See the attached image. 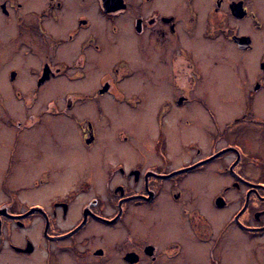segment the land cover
Here are the masks:
<instances>
[{"label":"flooded vegetation","instance_id":"flooded-vegetation-1","mask_svg":"<svg viewBox=\"0 0 264 264\" xmlns=\"http://www.w3.org/2000/svg\"><path fill=\"white\" fill-rule=\"evenodd\" d=\"M1 25L11 33L0 31V78L10 80L22 113L5 120L16 129L7 154L6 141L0 148V264H244L250 242L263 263L264 0H0ZM217 55L233 57L243 103L224 113L197 103L205 123L191 96L199 79L220 80L226 65ZM134 61L146 95L168 94L150 108L151 164L97 153L104 125L87 116L103 121L113 106L139 111L123 87L140 73ZM26 77L34 80L27 94L15 83ZM56 81H86L92 90H62ZM48 86L61 100L49 95L38 105ZM72 117L82 156L63 140L69 125L60 140L65 123L51 124ZM180 123L196 133L180 141L182 150ZM125 130H116L117 142L137 152ZM183 153L189 159L177 164ZM94 157L100 167L87 166ZM213 173L227 182L206 187L200 176Z\"/></svg>","mask_w":264,"mask_h":264},{"label":"rangeland","instance_id":"rangeland-1","mask_svg":"<svg viewBox=\"0 0 264 264\" xmlns=\"http://www.w3.org/2000/svg\"><path fill=\"white\" fill-rule=\"evenodd\" d=\"M4 25L0 26V31L4 32V35H8L11 33V31L9 30L8 32L5 31L6 25L5 27H3ZM214 45V44H211ZM217 50V46H214ZM210 54H214L210 51H206ZM205 53V52H204ZM220 52H216V54H219ZM225 57V59H224ZM224 57L222 56H218L217 57H213V60H217L220 65H226V68H224V70L221 71V77L219 76L218 80V75H216V77L211 76L210 78H204V79H199L197 84H196V89L198 91V94L192 95V99L195 101L194 103H192V105L197 109L198 111V118L203 120L205 123L208 122V118L205 115V113L199 108L197 103H207V102H213L216 105H218V108L222 109V112H226L227 110H229L230 108H234L233 107V102L235 101V103L237 105L242 104L243 103V99L242 97H244L241 93V91L239 90L241 88V83L240 80L237 78V76L232 72L234 69L232 68V65L235 64V62H231L233 60V57L231 55H224ZM229 62V63H228ZM134 63L137 65L138 63L136 61H134ZM138 67H140V73H137V76H135L134 79H131V81H125L123 87L126 88V93L128 95L131 94H135L133 95L134 99H133V103L136 104V108L138 107L139 111H126L124 112V110L118 106H113L111 108H106L104 116L105 119L103 121H101L98 117H95V114L92 112L91 114H88L87 116L90 117L93 121V124L96 125L97 123L103 124L104 126H102V130H101V139H100V143L98 144V147L95 149V151L97 153H100L101 150H106L108 151L109 154V158L110 159H119L123 156L127 157L128 159H130L131 157L135 160H141L144 161L145 164H151L153 162L156 161V158L152 155V147H153V140H154V135H155V123L154 120H152L151 122L148 121V115L150 114L151 110L150 108L153 106L154 103H156V105H158V103L160 102V100L168 95L166 92L163 93H158V95L151 94L150 95H146L145 90L147 89V85L145 86L144 84H142L144 77L142 73V66L138 64ZM109 67L107 66H103L101 67V69L98 70V73H96V76L98 77V75L101 73V70H106ZM228 71V72H227ZM93 73V72H92ZM91 73V74H92ZM219 74V73H218ZM90 75V73H89ZM27 78V77H26ZM62 81V80H61ZM184 81H186L185 77L183 79V81H180L181 83H183ZM34 80H32V78H27V79H18L15 83L16 86L19 87H23L25 94H27L26 92H28L33 85ZM60 82V81H58ZM57 81L54 82L56 85L58 86H64L62 90L65 89H73V90H86V91H91L92 88L91 86L88 84V82H74V83H66V82H61L63 84H59ZM10 80L8 78H0V104H3V108L0 107V113L4 115V123H0V139H2V141L0 142V148L5 146V142L6 141V150H5V155L7 154V149L9 145L13 139V134L15 131V127L10 126L7 122H5V120H13L16 117L20 116L21 117V104L20 101L18 100V97L15 96V92L13 93V91L10 89L9 87ZM157 84V82H156ZM96 85V84H95ZM94 85V87H95ZM11 86V85H10ZM53 86V84H52ZM153 89L152 91H154V93L157 92V89L159 86H152ZM54 88V87H53ZM51 86H48L47 88V95L44 98H39L37 99L35 102L39 104H44L47 102V99L50 96L53 97H57V101L61 100V96L62 94H60V91L56 92V90L54 89L53 91L50 90ZM235 90H237L238 94L235 96V98H231L229 97V95H232L233 92H235ZM149 91H150V87H149ZM204 92H207V94H205ZM24 94V93H23ZM264 96V93L262 94ZM27 96V95H25ZM132 97V96H131ZM190 97V96H189ZM60 98V99H59ZM26 101L30 102V101H34V100H29V98H25ZM150 100V102H149ZM109 99H106L105 103H109ZM149 102V103H148ZM23 103V102H22ZM4 109V110H3ZM37 111V110H36ZM125 114H124V113ZM6 113V114H5ZM72 113V112H71ZM79 113V112H78ZM77 113V114H78ZM46 118V117H44ZM189 118L191 120H196V117H194L193 115H191L189 113ZM47 119V118H46ZM146 119V120H145ZM74 118L72 117L71 120L70 119H60V121H58L57 119H53V121H51V124L54 126L55 122H64L65 125H63V127H60V131L56 130L57 135H64V133H66L67 129V125H69V130L67 136L65 137V139H63L64 141H66V146L70 147V151H71V155H83V148L80 144V138H79V131L77 129V127L75 126V123L73 122ZM134 121V123H132L131 121ZM49 121V120H48ZM108 121H110L111 126H107L106 123H108ZM148 122V123H147ZM181 126L177 127L176 130V138H175V134H174V138H175V142H176V149L178 150H182L180 148V141H184L187 142L189 140L194 139V136H196V133L189 131L188 132V128L187 127H182L183 123L181 124ZM126 127L129 130H125L124 133L127 135H132V140L134 142V144L136 145L137 152L133 150L132 147H130L127 144H123V143H118V139H117V135H116V130L119 127ZM181 132H182V136H181ZM99 133V132H97ZM169 134L171 135V132H169ZM62 137L59 136V139H61ZM4 140V141H3ZM117 145H120L118 147H116ZM101 146V148H100ZM180 148V149H179ZM117 149V150H116ZM129 152V155H126L123 152ZM173 153V151H172ZM184 154V153H183ZM87 155V154H86ZM130 157V158H129ZM190 156L187 155H183L182 157H178L176 158V163L179 164L180 162L184 163L189 159ZM78 161V159H77ZM73 162V160H72ZM70 161V167H69V161L68 163V167L70 170H72L71 168H73V172H75L76 170L78 171V166L76 165L75 169H74V165ZM89 164L87 166H93L98 164V160L96 157H94V159L92 160H88ZM66 167L67 165L64 164ZM100 167V166H99ZM33 172V171H32ZM202 174H197L194 175V177H199ZM201 178V182L205 183L204 185L207 187L208 184L214 183V184H218L219 186L222 183H226L227 179L226 176H223L221 174H217V173H213V175L211 176H200ZM24 181L26 182H32V175L28 174L26 175L24 178ZM191 182V181H190ZM209 186V185H208ZM25 188H29V187H24ZM201 189L199 190L200 192H202V188L200 186H193V190L195 192H197V189ZM174 214L176 213L175 210L172 211ZM211 215V214H210ZM212 216V215H211ZM213 217V216H212ZM24 232H28L29 234H32V229H28V230H23L22 233ZM169 231H162L160 230V233L162 234V236H166ZM15 234V233H14ZM23 235H27V234H23ZM175 234H171L169 236V234L167 235V238H171L174 237ZM246 247V259L244 258L243 262L244 264H256L255 258L251 253V249L254 247H257L256 243H246L245 245ZM206 253V251H205ZM261 254V255H260ZM260 256L262 261H260L262 264H264V246L260 247Z\"/></svg>","mask_w":264,"mask_h":264},{"label":"bare ground","instance_id":"bare-ground-1","mask_svg":"<svg viewBox=\"0 0 264 264\" xmlns=\"http://www.w3.org/2000/svg\"><path fill=\"white\" fill-rule=\"evenodd\" d=\"M127 41H128V37H126V38L124 39L125 44H127ZM153 106H155V104H154ZM153 106H152V107H153ZM147 118H150V115H148ZM214 214H215V213H214Z\"/></svg>","mask_w":264,"mask_h":264}]
</instances>
